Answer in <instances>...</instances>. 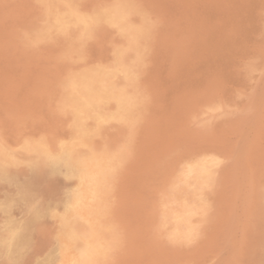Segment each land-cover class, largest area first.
Listing matches in <instances>:
<instances>
[{
    "label": "rangeland",
    "instance_id": "374dc122",
    "mask_svg": "<svg viewBox=\"0 0 264 264\" xmlns=\"http://www.w3.org/2000/svg\"><path fill=\"white\" fill-rule=\"evenodd\" d=\"M82 1L84 9L120 1L130 3L134 9L130 21L144 29L145 39L144 44L131 46L124 59L137 71L129 87L140 100L139 109L127 122L104 123L92 137L95 149H121L103 197L107 215L101 221L77 220L71 225V252L89 247L92 240L101 237L108 248L98 256L100 261L96 257L89 264H264V0ZM43 17L41 0H0V145L17 147L31 136L56 144L67 137L69 115L62 113L59 105L73 68L68 56H73L75 49L70 44L73 42L61 37L37 38L43 29ZM92 32L81 47L84 61L107 63L120 39L107 27ZM236 144L240 145L239 153ZM200 156L210 160V180L204 201L192 216V229L182 234L176 227L165 226L163 217L169 209L180 208L170 193H184V187L176 188L177 180L188 162ZM10 171L18 181L30 185L32 199L41 205L60 200L65 189L73 185V181L51 174L45 166L30 167L19 162L11 165ZM8 188L7 184H0V197ZM212 201L213 205L217 203L215 211L210 206ZM25 210L18 206L13 209V216L22 219ZM106 221L110 224L99 234L97 223ZM65 238L58 213L34 216L24 231L20 253L10 261L0 259V264H42Z\"/></svg>",
    "mask_w": 264,
    "mask_h": 264
},
{
    "label": "bare ground",
    "instance_id": "6f19581e",
    "mask_svg": "<svg viewBox=\"0 0 264 264\" xmlns=\"http://www.w3.org/2000/svg\"><path fill=\"white\" fill-rule=\"evenodd\" d=\"M82 2H83L82 0H41L42 9L44 10L43 29H42V32L37 34L38 35L37 38H41V36H43V35H45L46 37H48L50 39H53V40L61 37V38H64V39H66V40H68L70 42H73V44L72 43H70V44H71V46L74 45V49H75V51H74L75 54L73 56H71V55L68 56V58L70 59V61L73 64V68L71 69V71L69 73V76L67 77V81L65 82V87H63V91L60 94V105H59L60 111L62 113H66L67 116L69 115V119H68L69 120V123H68V134H67L66 138H64L62 140H59L56 144H50L49 143L50 141L48 142L47 140H45L44 138H42L40 136H37V137L31 136L29 138L23 139L21 141V143H19V145L17 147H7L6 145L5 146L4 145H0V184L5 183V184L8 185V187H10V188H8V191H6L4 193V195H2L0 197V259H2L4 261H10V260L14 259L20 253V251H21V249L23 248V245H24V231L28 227L31 219H33L34 216L37 217L38 215H41V214L46 213V212L58 213L60 215V219H61V222H62V228H63V231H64V235H66V238H65L64 242L58 244L56 246V248L46 256V258L44 259L42 264H89L91 259H95L96 257L98 258V256L103 254L105 252V250L108 248L103 243L104 240H101L100 239L101 237L99 236L100 238H96L95 240H92V243H91V245H89V247H86L84 249H79L78 252L73 253V252H71V247H70L71 246V244H70V232L71 231L70 230H71V225L74 222H76L77 220H81V221L83 220L86 223H90L92 220H95V219L97 221H101V219L103 217H106V215H107V211H105V205H104V202H103V197H104V195L106 193V190H108L107 187H106L107 181H108V179L110 178V176L112 174V171L114 169V166H115L116 162L120 159L121 149H119V148H117L115 150L114 149H112V150L95 149V148L92 147V144H91L92 137L98 133V130H99L100 126L103 125L104 123L109 122V121H116V122H120V123L121 122H127V121H129L131 119V117L133 116L134 112L137 109H139L140 100L129 87L131 85V83L134 81V79L136 78L137 71L133 68L132 65H130L124 59H125L126 53L128 52V50H129V48L131 46L136 45V44H138V45L139 44H144L145 32H144V29L141 26H137L136 24H134L133 22L130 21L129 17L131 15V13L134 12V9H133L132 5L130 3H128V2L120 1V2H116V3H113V4L108 5V6H102V7L90 8V9H88V8L84 9L83 7H81V3ZM29 3H31V2H29ZM92 3H93V1H92ZM145 3H147V2H145ZM221 4H222V2H221ZM30 5H32V4H30ZM89 7H91V6H89ZM245 7H244V9H245ZM206 8H208V7H206ZM215 15H217L216 12H215ZM179 16H180V14H179ZM226 23H224V24H226ZM254 23L256 24V20H255ZM218 25L219 24H217V26ZM102 27H107V28L112 29L113 31H115V33L118 36L117 38L120 39L121 43L119 42L120 44L114 49V51L112 53V56H111V59L108 62L105 60L107 63L96 62V63H93V64H87V63H85L84 57H83V55L81 53V47H82L85 39L88 38L91 35V33H93L92 31L94 29L102 28ZM148 27H150V26H148ZM10 31H12V30H10ZM176 31L178 32V30H176ZM218 31H219V29H218ZM161 32L162 31H160V33ZM230 32L231 31H229V34H230ZM154 33H157V32H154ZM237 33H238V31H237ZM0 38H1V36H0ZM115 41H117V40L115 39ZM2 42H3V40H2ZM2 44H0V45L2 46ZM0 49H1V47H0ZM4 50H6V46H5ZM51 50H54V49H51ZM46 51H47V49H46ZM176 55H177V53H176ZM181 55H183V54L181 53ZM235 58H237V57H235ZM231 59H233V58H231ZM250 61H251V58H250ZM253 63H254V61H253ZM215 64H216V62H215ZM254 64L256 65V63H254ZM68 66H70V65H68ZM68 66H67V68H68ZM175 66H177V65H175ZM197 66H199V65H197ZM197 68H199V67H197ZM201 68H202V66H201ZM177 69H179V68H177ZM236 70H238V69H236ZM250 72L252 73V71H250ZM228 79H230V78H228ZM238 88H240V87H238ZM244 89L246 90V88H244ZM257 89H258V86H257L256 90ZM189 91H190V89H189ZM259 100L260 99H258L257 102H259ZM220 104H221V101H220ZM257 104H255V105H257ZM31 105H33V104H31ZM237 107H238V105H237ZM223 108H225V107H223ZM250 108H251V106H250ZM211 111H210V113H211ZM220 111H221V109H220ZM240 112L241 111H239L238 113H240ZM213 113H214V111H213ZM213 113H211V114H213ZM251 113L253 114V112H251ZM229 114H231V113H229ZM206 115H209V114H206ZM241 117H243V115ZM259 118H260V116H259ZM179 119H181V118H179ZM185 119H187V118H185ZM241 120H243V119L241 118ZM64 121H66V120H64ZM62 122H63V120H62ZM211 122H212V120H211ZM149 123H150V121H149ZM170 126L173 127V125H170ZM201 126H202V124H201ZM163 127H164V125H163ZM204 130H203V132H204ZM242 130H244V128ZM246 130H248V129L246 128ZM179 131H181V130H179ZM209 132H210V130H209ZM179 133H181V132H179ZM2 136H0V138ZM242 136H243V134H242ZM181 137H184V136H181ZM240 137H241V135H240ZM55 138H56V136H55ZM19 139H20V137H19ZM238 140H240V139H238ZM248 142H249V140H248ZM192 145H193V143H192ZM237 145L240 146L239 144H236V149H237ZM129 147H130V145H129ZM132 148H133V145H132ZM238 149H237V152L239 153L240 151H238ZM240 149H241V147H240ZM235 153H236V151L232 155L233 156L236 155ZM207 156L206 157L200 156L198 158L191 159L188 162V164L186 165L185 169L181 172V175H180V177L177 180L176 188L184 187L185 188L184 193L182 195H179V196H177L175 194L176 191H173V192L170 193V196L172 198H177V200H178L177 203H178V205H180V208L178 210L169 209V211L166 213L165 217H163L164 220H163L162 223L165 226L166 225H171L173 227H176V228L180 229L182 234H187V233L190 232V230L193 227L192 226V222H191L192 216L195 213H197L198 209L201 207V204L204 201V190L206 189V186L208 185V182L210 180V174H211V163H210V160L208 159ZM231 158L233 159V157H231ZM216 159L218 160L219 157L216 158ZM216 159H213V160L216 161ZM220 160H218V161H220ZM19 162L26 163L30 167L45 166V167H47L49 169V172L51 174H54V175L59 176V177H62L63 179H65L67 181H73V185H71V186H69V187H67L65 189L63 197L60 200H56L51 205H41V204L37 203L35 200L32 199L34 194H33V191L31 189L30 185L28 183H26V182L18 181L16 176H15V174H13L10 171L11 165L17 164ZM221 163H223V162H221ZM138 164H139V162H138ZM212 166H214V165H212ZM169 167L171 168V165ZM172 167H173V165H172ZM157 168H158V166H157ZM170 168L169 169L167 168V169L170 170ZM213 174H214V172H213ZM145 175H146V173H145ZM218 176H220V175H218ZM213 179H217V178H213ZM124 180H125V178H124ZM215 183H217V182H215ZM218 183H220V182H218ZM153 186L155 188V185H153ZM210 186H212V185H210ZM252 187H254V186H252ZM211 188H214V187H211ZM251 193H254V192L251 191ZM140 195H142V194H140ZM237 196H241V195H237ZM111 199L112 198L110 197V200ZM245 200H247V199H245ZM225 201L226 200H224V202ZM248 201H246V202H248ZM210 203H212V205H213V201L210 202ZM215 204H217V203H215ZM212 205H210V206L212 208H214V211H215V206L213 205L214 206L213 207ZM18 206L19 207L23 206L26 209L25 210L26 216L24 218H22V219H17V218H15L13 216V209L18 207ZM255 208L256 207H254V209ZM148 210H149V208H148ZM243 211H245V210H243ZM212 213H214V212H212ZM216 213H217V211H216ZM214 215H216V214H214ZM210 216H212V215H210ZM132 217H135V216H132ZM231 220H233V218ZM209 221H210V219H209ZM261 221H263V220H261ZM109 222L110 221H106L105 223L98 222L96 230H98V232L100 231L101 233H104L103 230H105L106 226L110 224ZM204 222H206V221H204ZM148 223H150V222H148ZM206 224H207V222H206ZM230 227H232V226H230ZM218 228H219V225H218ZM237 228H239V227H237ZM112 229H113V227H112ZM114 230H115V227H114ZM203 230H202V233H205V232H203ZM235 230H237V229H235ZM174 231H176V230H174ZM226 231H228V230H226ZM233 231H234V229H233ZM100 232H99V234H100ZM231 232H232V230L230 231V233ZM238 232H239V230H238ZM252 232H254V231H252ZM140 234L142 235V233H140ZM200 234H201V232H200ZM232 234H233V232H232ZM141 235H140V237H141ZM196 235L198 236V233H196ZM238 235H237V237H238ZM103 237H105V236H103ZM228 238H230V237H227V240H229ZM234 239H236V238H233V240ZM227 240H226V243H227ZM236 240H239V239H236ZM259 240H260V238H259ZM78 241L80 242V240H78ZM78 241H76V243H78ZM115 241H114V243H115ZM192 242H193V240H192ZM112 243H110V244H112ZM244 243L245 242H243V244ZM258 243H260V241H258ZM229 244L232 245L233 243H229ZM234 244H236V243H234ZM47 245H48V243H47ZM166 245H168V244L166 243ZM226 245L227 244H225V246ZM220 250H223V249H220ZM235 252H237V251H235ZM161 253H163V252H161ZM227 253L225 254L226 256L228 254H231V253H228V254ZM253 254H254V252H253ZM262 254H264V253H262ZM220 255L222 256V254H220ZM246 255H248V254L246 253ZM127 256H129V255H127ZM228 256H230V255H228ZM216 258H218V257H216ZM219 258H220V256H219ZM100 259H102V258H100ZM100 259H99V261H100ZM103 259H104V257H103ZM179 260L181 261V259H179ZM214 260H215V258H214ZM226 260H228V259L226 258ZM251 260H253V259H251ZM223 261H224V259H223ZM101 262H102V260H101ZM227 262H224V263H227ZM247 262H249V261H247ZM189 264H190V262H189ZM252 264H253V262H252Z\"/></svg>",
    "mask_w": 264,
    "mask_h": 264
}]
</instances>
